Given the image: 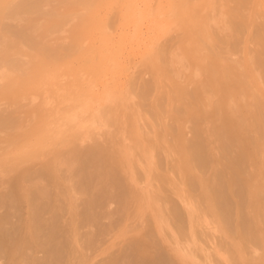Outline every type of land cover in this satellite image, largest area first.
<instances>
[{
  "label": "rangeland",
  "instance_id": "obj_1",
  "mask_svg": "<svg viewBox=\"0 0 264 264\" xmlns=\"http://www.w3.org/2000/svg\"><path fill=\"white\" fill-rule=\"evenodd\" d=\"M27 1L0 0V264H264V0ZM74 113L101 134L79 138ZM94 147L132 192L121 206L101 194L93 219L81 165ZM218 173L255 237L219 208ZM62 237L66 252H49Z\"/></svg>",
  "mask_w": 264,
  "mask_h": 264
},
{
  "label": "bare ground",
  "instance_id": "obj_2",
  "mask_svg": "<svg viewBox=\"0 0 264 264\" xmlns=\"http://www.w3.org/2000/svg\"><path fill=\"white\" fill-rule=\"evenodd\" d=\"M39 1L40 0H28L27 1V3H25L26 5H24V6H21L20 8H18V9H20V10H26V9H29V7H30V5L31 4H33V3H39ZM77 1V0H76ZM52 53V52H51ZM79 110V109H78ZM76 111V110H75ZM79 112V111H78ZM77 112V113H78ZM86 112H88V111H86ZM76 113V114H77ZM79 113H82V118H84V113H83V109H82V111L80 110V112ZM75 114V113H74ZM76 114H75V118H77V120L76 119H74V121H75V125H77V127H79V129L78 130H80V132H81V130H82V132L80 133V136H79V138H82L83 140H85V141H88L87 139H92V134H96V135H100L101 134V129L102 128H100V127H103L102 125H100V124H98V123H95V121H94V123H93V120L92 121H90L89 119H87V121H86V119L84 120V121H86V122H83L82 124H81V122L83 121V120H79V118H78V116L76 117ZM86 114H88V113H86ZM89 114H91L90 112H89ZM78 115V114H77ZM67 117V116H66ZM60 118V117H59ZM81 118V117H80ZM86 118V117H85ZM89 118V117H88ZM64 119V118H63ZM68 119H70V118H68ZM88 120L92 123H88ZM4 121V120H3ZM2 121V125L4 126H6V125H10V122H9V120L7 119L6 121H4L3 122ZM10 121H12V120H10ZM70 121V120H69ZM72 121V120H71ZM6 122V123H5ZM9 122V124H7ZM15 123V122H14ZM63 123V122H62ZM71 123H73V121L71 122ZM11 124H13V123H11ZM74 124V123H73ZM80 124V125H79ZM97 124V125H96ZM79 125V126H78ZM92 125H94V127H91ZM90 126V127H89ZM75 127V126H74ZM76 127V128H77ZM81 127V128H80ZM99 130H100V132H99ZM103 132H105V131H103ZM199 132V131H198ZM78 134H79V131H78ZM103 134V133H102ZM82 139H80V140H82ZM197 139V138H196ZM229 140H231V142L229 141V142H227V141H225V143H224V146H225V151H227L226 153H227V155H228V153H229V148H232V145L234 144V142L232 141L233 139H230L229 138ZM202 139H200V138H198V140H194V142H193V144H192V149H193V152H194V156H195V159H196V161H197V164L199 165V166H204V167H206L205 165H207L208 163H209V161H211V159H212V161H213V158H211L210 156H209V154L207 153V151H206V148H205V143H204V141H202ZM229 143V144H228ZM95 148V151H96V154L95 155H93L92 157L90 156V157H86V155H87V153L85 154V155H83L82 157H84V159L82 158V160H83V162H82V170H83V172H84V179H82L83 180V184H85V186H86V184H87V189L89 190V192H90V195L92 194L93 196H94V192L97 194V196L95 195V197H94V199H92L91 200V198H89L88 200V202H86V204H85V206H84V209H86L85 211H88L89 210V215H93V216H90V217H92L93 219H94V216H95V218H96V215L93 213V211L95 212V209H94V207H96V208H98L101 204H103V203H106V202H101V200L99 199V197L101 196V194H103L105 197H113V198H110V200H109V202L110 201H112L111 199H113V200H115L114 198H116V200L115 201H117V200H119L120 201V206L121 205H123L124 204V202H125V196L126 195H129L131 192H132V188H130L128 185H126L125 184V182H124V178H122L119 174H117L115 171H113L110 167H111V165L114 163V162H116L117 161V159L114 157V158H109V159H105V157H104V154H105V151H107L106 149H104V148H96V147H94ZM93 151H94V149H93ZM91 152V151H90ZM95 153V152H94ZM107 158V157H106ZM215 160V159H214ZM248 160H249V155L246 153V152H240V153H238L233 159H232V162H233V164L235 165V166H240V165H243V164H245L246 162H248ZM217 180H218V182L220 183V185H221V189L219 188L217 191H216V195L220 198V199H222L221 200V202H220V206H219V208L226 214V216L225 217H227L226 219L229 221V223L233 226V228L235 229L234 231H235V234L236 235H238V236H243V237H255V234H256V230H258V228H256V225H255V223L249 218V216L247 215V214H245V215H243V218H242V220H237V219H235V217L233 218V216H234V214L232 215L231 213V209H232V207H235V203L233 204V201L231 200V193H232V191H231V188L233 187V185H230V183H228V181H227V179H226V177H225V175H223V174H220V173H218V175H217ZM231 181L233 182V183H235V185H236V188H235V190L233 191V193L235 192V195H237L238 196V198H240V199H242V201H246L247 199H249V198H251V194L249 193V191H247V190H244V189H242L241 187V189L238 187L239 186V184H240V181H239V178L236 176V175H233V177L231 178ZM95 184V186H94V188H93V185ZM97 184V185H96ZM112 185H116V186H118L117 188L118 189H116V191L111 187ZM90 186V187H89ZM97 186V187H96ZM89 188H91V189H89ZM99 188V189H98ZM114 190L113 192H112V189ZM97 189V190H96ZM110 189V190H109ZM93 191L94 190V192H92L91 193V191ZM11 192H13V191H11ZM105 192H107V193H105ZM14 193V192H13ZM13 193H12V195L10 194V192H9V194H10V196H12L13 197ZM49 194V191L48 190H46L45 188H39V190H37L36 189V191H35V194H34V198L36 199V200H38L39 198H47V195ZM8 195V194H7ZM103 197V196H102ZM101 197V198H102ZM124 197V198H123ZM14 198V197H13ZM93 198V197H92ZM104 198V197H103ZM103 198H102V200H103ZM106 199V198H105ZM124 199V200H123ZM10 200V201H9ZM8 200V205L10 204V206L12 205L11 204V201L13 200L12 198L11 199H9ZM107 200V199H106ZM118 201V202H119ZM108 202V203H109ZM98 206V207H97ZM41 207V208H40ZM238 206H236L235 207V209L234 210H238V209H236ZM38 211H41V213L42 214H40L38 211H36V213H37V215L39 216V214L41 215V216H43V214H44V208H49V204L47 203V202H42V203H40L39 205H38ZM42 209V210H41ZM91 209H92V211H91ZM177 209V208H176ZM37 210V209H36ZM180 208H179V210L176 212L177 214H178V216H176L177 218H179L181 215H182V213H180ZM39 213V214H38ZM86 212H84V214H85ZM96 213V212H95ZM184 213V212H183ZM224 213H223V215H224ZM87 215V214H86ZM85 216V215H84ZM87 216H85V218H86ZM90 217H88V218H90ZM88 218H86V220L88 221L89 219ZM91 218V219H92ZM181 218H183L184 219V217H182L181 216ZM89 220L90 222L91 221H93V220ZM180 219V218H179ZM42 220V221H41ZM56 220V219H55ZM55 220H52V222H51V225H52V223H56V221ZM235 220V221H234ZM54 221V222H53ZM89 221H88V223H89ZM41 222H43V223H40ZM38 223L40 224V226L41 225H46L47 223L45 222V220L43 221V219H39L38 220ZM37 223V224H38ZM39 224H38V226H39ZM56 224H58V223H56ZM43 225V226H44ZM39 226V227H40ZM43 226H41V227H43ZM46 228V230H47V228H48V226L47 227H45ZM59 228V226L57 225H55V227H54V229H53V227L50 229V228H48V230L45 232V233H48L49 231V235H47V236H49V238L50 239H52L53 240V242L55 241V242H57V239H58V237L60 238V236H56L57 235V233L58 232H60V230L58 229ZM59 231H58V230ZM56 230H57V232H56ZM257 233L259 234V230L257 231ZM0 235H2V237L1 238H4L0 243L1 244H6L7 243V241H6V239H7V235H8V231H7V229L4 227V225H3V223H2V221L0 220ZM59 235V234H58ZM46 236V237H47ZM56 236V240H54L53 238ZM48 238V237H47ZM47 238H46V242L47 241H51V240H47ZM48 238V239H49ZM65 238V237H64ZM1 240V239H0ZM67 240V238H65V241ZM59 241L60 240H58V243H59ZM62 241L64 242V240H63V237L61 238V245H59L58 243V245H55L53 242H52V244L53 245H51V247H49L50 245H49V242H47L48 243V246L47 247H49L48 249H49V252H52L53 253V251H54V253H59L60 254V252H62V251H64L65 250V252H66V247H67V244H68V242H67V244L65 243V248H63L64 247V243L62 244ZM51 243V242H50ZM45 245H47V244H45ZM63 245V246H62ZM141 246V245H140ZM3 248V247H2ZM46 248V247H45ZM62 248L64 249V250H62ZM1 249V248H0ZM139 249V248H138ZM47 250V249H46ZM65 252H62V253H65ZM61 253V254H62ZM58 254V256L59 257H62V255H59ZM128 254V253H127ZM130 254V253H129ZM55 255V254H54ZM57 255V254H56ZM165 255V254H164ZM163 254H162V256L160 255V257L158 258V259H156V258H154V260H153V264H157L158 262H160V261H162L161 263H164V262H166L165 264H174V263H176V261L175 260H172L171 259V257L170 258H168L167 256L165 257ZM129 256V255H128ZM141 256H142V254H141ZM58 257V258H59ZM64 257V256H63ZM127 258V257H126ZM146 258V257H145ZM130 259V258H129ZM147 259V258H146ZM63 260V259H62ZM61 260V261H62ZM60 260H59V262H61ZM131 261V260H130ZM137 261H138V259H137ZM55 262V261H54ZM57 262H58V260H57ZM58 262V263H59ZM150 262V261H149ZM152 262V261H151ZM174 262V263H173ZM57 263V264H58ZM137 263V262H136ZM147 263V262H146ZM47 264H49V263H47ZM147 264H149V263H147ZM177 264V263H176Z\"/></svg>",
  "mask_w": 264,
  "mask_h": 264
}]
</instances>
